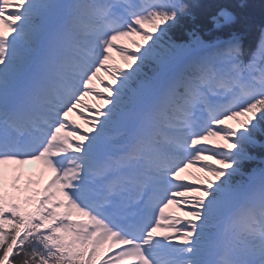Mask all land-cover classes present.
I'll list each match as a JSON object with an SVG mask.
<instances>
[{
  "label": "snow or ice",
  "instance_id": "snow-or-ice-1",
  "mask_svg": "<svg viewBox=\"0 0 264 264\" xmlns=\"http://www.w3.org/2000/svg\"><path fill=\"white\" fill-rule=\"evenodd\" d=\"M185 10L180 0H0V165L36 160L50 172L42 186L29 176L30 195L22 200L20 177L9 190L0 168V264H170L127 238L144 231L158 206L160 216L145 234L165 238L188 254L189 264H200L192 256L210 229L257 198L264 206V168L258 181L235 187L229 181L254 159L242 142L256 143L252 133L264 123V74L242 75L250 67L245 56L254 60L256 51L246 53L236 32L205 40L193 28L162 41ZM57 14L62 22L52 25ZM235 21L227 9L213 17L217 29ZM185 48L201 54L181 67L176 53ZM257 48L264 54V27ZM113 50L126 68L110 63ZM150 54L152 67L144 72ZM225 73L239 90L230 89L228 103L217 105L209 80ZM90 94L101 103L86 102ZM73 111L82 124L71 119ZM174 114L183 116L178 137L161 146L154 130ZM233 118H242L239 129L226 123ZM111 128L126 130L119 159L135 163L146 185L147 200L135 211L97 179ZM170 206L184 214L166 211ZM165 216L179 227H162ZM242 264H264V235Z\"/></svg>",
  "mask_w": 264,
  "mask_h": 264
},
{
  "label": "trees",
  "instance_id": "trees-1",
  "mask_svg": "<svg viewBox=\"0 0 264 264\" xmlns=\"http://www.w3.org/2000/svg\"><path fill=\"white\" fill-rule=\"evenodd\" d=\"M225 5L237 16L233 23V28L237 30L243 31L246 27L253 29L255 24L264 20V0H202L189 17L183 16L167 32L164 41L169 37L181 38L187 30L193 28L199 33H207L205 31L214 25L213 17L217 16L218 9Z\"/></svg>",
  "mask_w": 264,
  "mask_h": 264
},
{
  "label": "rangeland",
  "instance_id": "rangeland-1",
  "mask_svg": "<svg viewBox=\"0 0 264 264\" xmlns=\"http://www.w3.org/2000/svg\"><path fill=\"white\" fill-rule=\"evenodd\" d=\"M187 202H190V201L187 199Z\"/></svg>",
  "mask_w": 264,
  "mask_h": 264
}]
</instances>
